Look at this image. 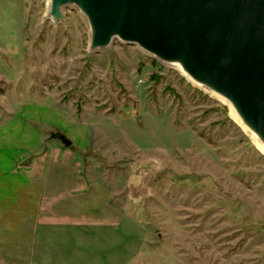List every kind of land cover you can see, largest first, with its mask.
Masks as SVG:
<instances>
[{"label": "rangeland", "instance_id": "obj_1", "mask_svg": "<svg viewBox=\"0 0 264 264\" xmlns=\"http://www.w3.org/2000/svg\"><path fill=\"white\" fill-rule=\"evenodd\" d=\"M48 11L0 0V142L74 155L122 221L49 230L37 264H264V155L229 105L135 44L91 51L75 6Z\"/></svg>", "mask_w": 264, "mask_h": 264}, {"label": "water", "instance_id": "obj_2", "mask_svg": "<svg viewBox=\"0 0 264 264\" xmlns=\"http://www.w3.org/2000/svg\"><path fill=\"white\" fill-rule=\"evenodd\" d=\"M66 6L87 21L91 51L117 38L178 64L228 101L264 145V0H49L48 16L62 20ZM52 137L71 145L62 133Z\"/></svg>", "mask_w": 264, "mask_h": 264}, {"label": "crops", "instance_id": "obj_3", "mask_svg": "<svg viewBox=\"0 0 264 264\" xmlns=\"http://www.w3.org/2000/svg\"><path fill=\"white\" fill-rule=\"evenodd\" d=\"M0 142V260L6 264H37L38 244L49 230L81 235L115 230L122 210L106 190L82 172L72 155H35L32 143ZM24 147V148H22ZM4 148L13 149L7 156ZM106 239V238H104Z\"/></svg>", "mask_w": 264, "mask_h": 264}, {"label": "bare ground", "instance_id": "obj_4", "mask_svg": "<svg viewBox=\"0 0 264 264\" xmlns=\"http://www.w3.org/2000/svg\"><path fill=\"white\" fill-rule=\"evenodd\" d=\"M48 3H49V0H48ZM175 67L180 71V73L185 76L187 79H189L192 83H194L195 85L199 86L200 88L210 92L211 94L219 97L220 99L224 100L230 107V110H231V115L234 117V121L236 124H238L242 129L243 131L250 137V139L252 140V142L254 143V145L257 147V149L264 155V145L263 143L258 139V137L250 130L248 129L244 123L241 121V119L238 117V115L236 114L234 108L232 107V105L226 101L225 99H223L222 97L216 95L215 93L211 92L210 90H208L206 87L200 85V84H197L195 82H193L184 72L183 70L181 69V67L178 65V64H174Z\"/></svg>", "mask_w": 264, "mask_h": 264}]
</instances>
